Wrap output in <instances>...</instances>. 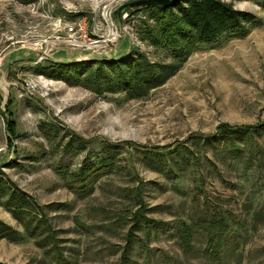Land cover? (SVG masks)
Returning a JSON list of instances; mask_svg holds the SVG:
<instances>
[{"label": "rangeland", "instance_id": "1", "mask_svg": "<svg viewBox=\"0 0 264 264\" xmlns=\"http://www.w3.org/2000/svg\"><path fill=\"white\" fill-rule=\"evenodd\" d=\"M129 1L0 0V178L43 207L46 227L28 233L2 193L0 224L16 234L0 233V264H264V0L234 1L256 26L200 44L144 94L35 71L128 53L173 62L148 38L159 27L144 6L117 12ZM109 11L121 32L113 43L52 45L79 20L105 39ZM222 124L253 127L231 145ZM100 161L82 190L75 173ZM136 186L155 225L134 224ZM218 217L236 233L220 251L205 230Z\"/></svg>", "mask_w": 264, "mask_h": 264}, {"label": "trees", "instance_id": "2", "mask_svg": "<svg viewBox=\"0 0 264 264\" xmlns=\"http://www.w3.org/2000/svg\"><path fill=\"white\" fill-rule=\"evenodd\" d=\"M234 1L237 0H178L171 6L153 3L144 6L149 16L156 19V26L159 27L155 33L148 30L147 36L154 45L164 44L171 49L173 62L169 64L149 63L141 54L134 57L133 53H128L116 60L97 59L95 62L83 61L74 64L47 60L42 66L38 63L35 71L50 78L62 79L72 85H85L97 93L124 91L131 93L132 96L144 94L147 84L159 85L177 72L200 44L212 45L223 37L227 40L233 37H245L250 32L251 26H256V18L248 12L235 8ZM128 9L130 8L124 11ZM252 127L222 124L218 127V132L227 136L230 144L234 145L233 136L248 133ZM103 162L100 161L98 166L91 162L84 164L85 166L75 173L74 180L82 190L87 189L86 180L99 173L98 168L102 169L108 165L107 162L105 164ZM7 190L9 192H6ZM130 191L132 197L139 203L133 213L134 224L140 225L142 219V223L155 225L157 222L145 215L148 208L145 207L142 199L141 187L130 188ZM2 193L8 194L5 206L28 233L37 235L38 228L41 230L46 228L41 226V218H38V216L42 217L40 212L43 207L31 201L28 195L18 190L16 185H9L0 178V198L4 196ZM222 219V217L212 219L205 226L208 237L216 239V244L219 245L218 251L231 239L235 240L233 237L236 234L235 230ZM5 232L7 230L0 224V233ZM10 232L12 233L7 232L4 236L8 235L14 239L16 232Z\"/></svg>", "mask_w": 264, "mask_h": 264}, {"label": "built area", "instance_id": "3", "mask_svg": "<svg viewBox=\"0 0 264 264\" xmlns=\"http://www.w3.org/2000/svg\"><path fill=\"white\" fill-rule=\"evenodd\" d=\"M122 4L123 3L121 2L117 6L119 7ZM111 12L112 11H109V14H106L104 16V20L107 23V28L109 32V36H106L105 39H100L96 36H92V34L94 35V33L88 31L85 21L79 20L77 22H73L72 24H66L65 33L67 34V39L62 40L61 38H59L60 40L52 45H55L57 43H67L71 46H82L85 44L86 48L89 50L90 48L100 47L102 45V42H106V45L108 42L113 43L114 41L119 39L121 32L118 26H116V24L113 22Z\"/></svg>", "mask_w": 264, "mask_h": 264}, {"label": "water", "instance_id": "4", "mask_svg": "<svg viewBox=\"0 0 264 264\" xmlns=\"http://www.w3.org/2000/svg\"><path fill=\"white\" fill-rule=\"evenodd\" d=\"M178 0H132L126 3H123L120 5L117 9V12H123L127 8H132V7H138V6H147L149 4H158V5H163V6H171Z\"/></svg>", "mask_w": 264, "mask_h": 264}]
</instances>
